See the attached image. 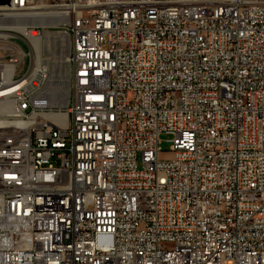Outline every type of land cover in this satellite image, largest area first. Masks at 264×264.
<instances>
[{
	"label": "built area",
	"instance_id": "obj_1",
	"mask_svg": "<svg viewBox=\"0 0 264 264\" xmlns=\"http://www.w3.org/2000/svg\"><path fill=\"white\" fill-rule=\"evenodd\" d=\"M8 11L65 30L66 105ZM0 12V264H264V0Z\"/></svg>",
	"mask_w": 264,
	"mask_h": 264
},
{
	"label": "bare ground",
	"instance_id": "obj_2",
	"mask_svg": "<svg viewBox=\"0 0 264 264\" xmlns=\"http://www.w3.org/2000/svg\"><path fill=\"white\" fill-rule=\"evenodd\" d=\"M2 6H9V4ZM0 19H3V12H0ZM5 23L9 24L3 25L2 27L16 31L31 41L35 49L37 63L41 61L42 52L47 54V56H53V54H57L58 51L61 52L63 55L61 61L53 58L51 61L43 63L45 70L50 74L48 83L49 98L46 102L58 106L66 105L69 84V65L67 62L69 43L67 36H65V30H58V32L54 33H45L43 38H38L34 33L26 29L28 25H31V22L23 19L19 20L17 11L5 12ZM44 24L51 25L52 22ZM32 91L33 84H26L23 86V94H30ZM36 99L39 100L42 98L37 97ZM8 111H10L8 108H0V114L8 113ZM160 134L161 133H156V140H159Z\"/></svg>",
	"mask_w": 264,
	"mask_h": 264
},
{
	"label": "rangeland",
	"instance_id": "obj_3",
	"mask_svg": "<svg viewBox=\"0 0 264 264\" xmlns=\"http://www.w3.org/2000/svg\"><path fill=\"white\" fill-rule=\"evenodd\" d=\"M33 33L35 34V32H33ZM16 43L23 45V43H21L19 40H16ZM49 56H47V54H45L44 52H42L41 59L44 60L45 62L46 61H51L53 58L54 59H57L58 61H61L63 55L61 54L60 51H58L57 54L55 53V54H53V56H50V57ZM159 140H160L159 148L161 149V151L168 152L169 149H170V146H171V142H170L171 141V137L169 135H166V133H161L159 135Z\"/></svg>",
	"mask_w": 264,
	"mask_h": 264
},
{
	"label": "water",
	"instance_id": "obj_4",
	"mask_svg": "<svg viewBox=\"0 0 264 264\" xmlns=\"http://www.w3.org/2000/svg\"><path fill=\"white\" fill-rule=\"evenodd\" d=\"M8 4H9V0H0V6L8 5Z\"/></svg>",
	"mask_w": 264,
	"mask_h": 264
}]
</instances>
